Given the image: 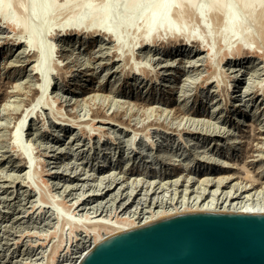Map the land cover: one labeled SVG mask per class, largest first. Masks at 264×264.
<instances>
[{
	"label": "rangeland",
	"instance_id": "obj_1",
	"mask_svg": "<svg viewBox=\"0 0 264 264\" xmlns=\"http://www.w3.org/2000/svg\"><path fill=\"white\" fill-rule=\"evenodd\" d=\"M14 1L15 3L13 14L23 16L22 8L29 6L30 0ZM62 1L63 0H57L58 3H61ZM62 14L58 15L54 19L52 25L53 27L50 30L51 33L49 37L46 38V42L48 40L49 44L53 46L52 57L54 60H52L53 65L50 66H57L55 69L52 68L51 70L53 71L52 73H50L52 74V77L51 75H49L50 85L46 93L49 98H47V96L45 97V99L47 100L46 104V100H44L45 102H41V104L43 103V106L40 103L34 106V111L32 112V115L34 114L32 116L33 118H27L22 130L23 133L20 134L23 146H28L27 148L30 149V158L32 157L31 161L33 162L31 163L32 166L30 167L31 171H29V165H27L25 160H23V156L19 154L20 150L16 147L17 144L14 143L13 139L11 140L13 136H11V134H13L12 130L15 126V123L17 122V117L20 114H23L22 116H25V113H27L28 111L27 109H30V106L32 107L35 102L34 99L36 97V93L34 91L36 88H38L37 86L39 85V81L36 75H34L32 69L37 64L35 62L36 56L33 50L29 51L30 49L23 47L22 42L25 41L24 34L21 35L22 33L20 34L19 30H13L0 22V26L2 25L0 27V264H56V262H48L51 259L50 256H52L53 258V256L55 255H60L59 260L65 259L63 255L66 250L68 248L72 249L73 245H75L76 238H74V236H80L76 233L73 234V232V235H71V232L69 231L70 229H68L67 225L63 224L64 222H57V220L54 219L51 206L56 205L55 202H58V204L61 203V209L65 207V211L63 210V212H66L70 205L74 203L72 201H76L75 199H77L78 201L81 200L79 201L80 203H87V205H80V208L86 207L85 211L88 210V212H91L96 211L97 207L99 206L96 214H100V216L97 218H105L111 214L110 216H113V218H111L114 220V216H117L118 218L121 217V215L123 216V214L124 217L130 216V212L138 213L139 211H146L148 209L147 207H168V204H171L175 201L174 198H178L177 200H180L181 198L176 196H181V193L179 192L183 189L181 187H178L177 189L172 186L167 188L162 187L161 189L163 190H161L160 188H157L160 185H157L156 182L153 186H151L152 189L147 188L148 191L150 190V192L147 194V189L144 187L148 186V184L146 185V183L141 189L140 186H132L130 182H128L127 186H125L126 184L124 185V183H122L120 185L118 184L119 186L112 184L111 187H106L107 184H105V182L107 180H105V182H102L101 184H99L98 182H94L98 178V176L101 177L102 174H96L95 172L93 173V171L91 170L102 167L107 168L116 166L117 168H119L120 166L122 167L126 165L125 168H129L133 172L137 171L136 176H130V181H134V178L136 177H142L140 179L141 181L145 180L147 177L148 180H146L149 181L150 177L148 175L153 174L152 171L156 172L158 170L163 171L166 169H172V166H167L165 164V161H160V158L154 159V157L157 156V151L155 152V149L150 150L151 145L148 144L150 139L152 140V138L153 141L157 140V142H154V145L157 144L156 146L158 147V149H161L160 147H163L164 149L162 150L167 149L168 151L171 147L172 149H174L175 147H180V144H178L180 142L179 136H184V134L186 133L197 134L200 138H218L222 135H225V133L228 134L229 130L231 132H238L235 134L243 137V140L245 142L241 147H239L241 149H238V152L236 151L234 153L235 158H232L234 167L236 165V169H239V171L235 175L243 177L245 176L246 171H248L250 175H255L256 170L258 169L257 167L261 165H263L264 167V164H262L261 161H257L259 158L255 159V157H250V155L253 154L252 152L254 148L260 146L263 142L261 138H264V88L262 87L264 86V35L260 36V34H264V23L263 25H249L250 29L254 32L253 35H256L254 39L251 40L253 44L250 42V44H252L251 49L254 54H249L250 56L247 55L248 59L246 57L245 60H241L244 55L243 57H238V55L232 53L233 55L231 54L226 57L223 56L225 51V49H223L224 44L222 39L218 35L220 20L218 18L212 19L209 26L211 34L215 36V40L211 42L206 39L208 40V42L204 40L205 42L203 45L206 46V48H209L210 44L214 46L213 49L215 53L214 57L212 58L214 62L211 63L212 60L208 59L207 53L206 51H203V48L200 50V46L198 47L196 43L192 42L186 47V50L188 49V47H190L189 49L192 50V53L194 54L196 52L197 56L189 58L188 60H182L184 62V64H182L183 62L181 61V59L180 61H167L164 57L165 53H167V51L169 50L168 48L170 47L167 46L169 45L167 40L168 37L163 34H161V36L158 35L156 39H154V41L149 44V46L138 49L141 44L140 36L133 35L134 33H129V42L124 47L121 46V48H117V46L119 45L116 42H110V40H108L106 36H103L99 32H95L93 33L94 35H91L92 32L90 33V31L87 32L84 30L76 34V32L74 33V30H71L72 28H65L61 31V29L56 25L60 21L65 19V17H68V15H70L68 12ZM66 14L68 15L66 16ZM184 22L189 27L194 28L196 30V33L201 34V37L205 36L204 27L196 18V16L194 17V15L186 13L184 14ZM256 27L258 29H256ZM253 29H255V31ZM256 32H258L259 38ZM128 39L126 37L127 41ZM254 40H256V43H254ZM81 42L85 44L82 45ZM96 43H98V45ZM136 43H138V45H136L135 47ZM234 44L236 46L238 43H232L233 46L231 47H234L235 49L236 47L234 46ZM130 46H132L133 49ZM206 48L204 47V50ZM122 52L123 54H121ZM219 52L221 55L219 54ZM126 53H128L129 55ZM126 57H128V60L125 62ZM221 59H224L223 62L219 61ZM190 60H192L193 62H190ZM169 62L174 63L172 65ZM136 63L139 65H136ZM210 63L211 66H209ZM239 63L243 66L238 67L237 65ZM136 67L140 68L142 71H138L139 69ZM131 68H133V71ZM134 70L136 73H134ZM223 71L225 72L223 73ZM84 72L86 74H84ZM70 73L71 75H69ZM221 74H224V76H221ZM165 79H168L169 82L167 83L166 81H164ZM208 79L210 81H208ZM83 84L91 88L90 93L83 92L84 89L81 88ZM252 84H254V86ZM92 88L95 90L92 91ZM109 90H112L111 93H109ZM236 93L237 95L235 97H232V95ZM96 94L100 95L98 96V98L100 97V100H97L96 98V100L91 101L93 100L92 95ZM108 96V99L105 98ZM87 97L92 99H88ZM149 97L150 99H148L149 101H147L146 99ZM50 100L51 103L49 102ZM75 100L77 101L75 102ZM102 102L104 103L102 104V106H100ZM106 104H110L111 108L104 106ZM44 105H46L47 107H44ZM118 105H121L123 108L121 106L119 107ZM35 107L37 108L35 109ZM49 107L53 108L49 109ZM103 107H105L106 109H104ZM115 107L117 109L119 107L116 116L112 114L113 111L117 110ZM125 107H128V112L126 113H124L123 111L125 110ZM15 108H17V110H15ZM183 108L185 109L182 110ZM46 109H48L49 111ZM149 109L153 113L149 111ZM194 110H198V112H194ZM102 111L104 112L102 113ZM122 112L125 115H122ZM100 113L103 115L101 116ZM148 113L154 116L152 117ZM61 114H63L64 116L62 117ZM96 115L99 117L97 118ZM182 115L184 117H182ZM155 117L157 118V121ZM234 118L242 120L243 123L246 124V126H239L238 128L236 122H233ZM71 119L73 122L71 121ZM152 119L154 121H152ZM193 120L196 122L194 123V126L192 122ZM57 121L60 123H57ZM151 122H155L156 126H151L149 124ZM205 122L206 124H204ZM87 124L90 125V128H88ZM85 125L87 126V128H85ZM91 126L94 128L92 129ZM144 127L145 129H143ZM181 127L184 128L181 129ZM96 128H98V130ZM166 128L169 129L166 130ZM86 129H90V131H88L87 133ZM208 129L215 130L211 131ZM207 131L211 132L212 135H209L211 133H207ZM134 132L136 135L134 134ZM168 133L171 134L167 135ZM143 134H146L145 136H151L149 140H146L148 141V143L146 142L147 144L145 143V145L143 144V142H141L144 136ZM134 135L136 137V140L133 142L132 140L128 141V139H132L131 137H134ZM120 136L122 139L118 138ZM166 136L171 137L172 139H174V141L170 140L171 142L165 141L161 143V140L158 137ZM113 137H116L118 139L113 140ZM139 137H141V140H138ZM126 140L128 143L126 142ZM172 142L175 144H173ZM14 144L16 145L13 146ZM204 144L206 145V142ZM211 145L208 148H210ZM52 146L53 148H51ZM126 152H131V154H129L127 157V155L125 154ZM171 152L173 153L174 151L172 150ZM209 152L210 151H208V153ZM122 153L125 154L123 155V157L122 155H120ZM183 155H185L187 158H193L192 152L190 153L189 151H186V154ZM195 158L196 160L192 161L191 167L189 169L186 168L187 170H184V173L182 172L183 177L189 175L187 172H192L193 170L197 171V167L200 162L198 161L199 159H197V157ZM146 159L147 161L149 160L148 163L146 162ZM151 161H153V163ZM203 166L204 167L201 166L200 168L202 169L206 167V165ZM211 167L216 168L212 165ZM104 175L106 176L110 174ZM25 177L30 179L28 180ZM137 179L139 178H136V180ZM25 181L26 183H24ZM30 181L31 183H29ZM43 183H45L46 185ZM71 184L73 186H71ZM92 185L94 186L92 187ZM95 185L97 188L100 187L99 189H101L102 187L103 188L99 190L95 188ZM121 186L122 188H119ZM31 188H33V190H31ZM128 188L132 190L130 191ZM195 188L196 187L188 188L186 198L188 197V194H190V196L194 194L193 190H196ZM164 189L166 190L165 192H163ZM96 190H98V193L96 192ZM90 191H93V194H91ZM142 191L143 194H141ZM129 192L133 193L130 194ZM158 192L161 194H159ZM110 193H116V195L111 196ZM82 194H84V196ZM98 194H100V197L95 196ZM127 195L128 197L130 195V198H128ZM139 197L143 198L140 199ZM125 198H128V200ZM136 198H138V200H136ZM45 199V202L47 203L44 202ZM70 201L72 203H70ZM125 201L128 203H126ZM159 201H161L160 204ZM166 201L172 202L167 203ZM99 202L102 203L100 204ZM134 202H138L139 204L135 203V205L133 204ZM120 203L121 209L118 207V210L117 206ZM150 204L152 206H150ZM39 207H41V211ZM135 209L138 211H135ZM134 213H132V215H134ZM78 214H81V212H78ZM102 215L104 216L102 217ZM61 227H64V230L61 231ZM57 228H59L58 231H61L57 234L58 236L60 235L59 238H51L52 235H50V233ZM35 231H37L39 234ZM41 232H43L44 234H41ZM58 239L61 243L57 241ZM52 244H54L55 246L56 244L58 245V254L57 252L55 254L54 251V255H50L53 254V249L57 248ZM48 257L49 259H47Z\"/></svg>",
	"mask_w": 264,
	"mask_h": 264
},
{
	"label": "bare ground",
	"instance_id": "obj_2",
	"mask_svg": "<svg viewBox=\"0 0 264 264\" xmlns=\"http://www.w3.org/2000/svg\"><path fill=\"white\" fill-rule=\"evenodd\" d=\"M14 3H15L14 0H0V22H2L3 24H5V26H7V27H9V28H11L13 30H15V29L19 30L20 34L22 33L21 35L24 34L25 41L22 42V45H23L24 48L26 47L27 49H30L29 51L33 50V52H34V54L36 56L35 57V62L37 64H36V66L33 67L32 71L34 72V75H36V77H37V79L39 81V85L37 86L38 88H36V89L34 88L35 89L34 92L36 93V97L34 99V101H35L34 104L35 103L36 104L35 105L33 104L32 107L30 106V109H27L28 110L27 113H25V110H24L25 116H22L23 114L22 115L20 114L17 117V122L15 121L16 122L15 126L13 125L14 126L13 130H12L13 134H11V136L13 135L11 140L13 139L14 143L17 144V145L14 144L13 146L16 145V147L20 150L19 154H21L23 156V160H25L26 164L29 165V167H28L29 171H31L30 167L32 166L31 163H33L31 161L32 157L30 158V152H29L30 149L27 148L28 146H23V142L21 141L22 139H21V135L20 134L23 133L22 130H23V127H24V124H25V121L27 120V118H29V117L31 119L33 118L32 116L34 114L32 115V112L34 111V106H36L39 103L41 104L42 101L45 102L44 100H46L45 97L47 96L46 93H47V90H48L49 85H50L49 84V80H50L49 75H51V77H52V74H50V73H52L53 71H51V70H52V68L55 69L57 67V66H55V67L50 66V65H53L52 60H54L53 57H52V55H53V48L52 47L53 46L51 44H49L48 40L46 42V38L49 37V35L51 33L50 30L53 27L52 26L53 25V21L58 15H61L62 13H65V12H68L70 14V15L66 14V16L68 15V17H65V19H63L62 21H60L56 25L57 27H59L61 29V31L64 30L65 28H70V29L72 28L71 30L72 31L74 30V33L76 32V34L82 32L84 30L87 31V32L90 31V33L92 32L91 35H94L93 33H95V32L96 33L99 32L103 36H106L108 38V40H110V42L111 41L112 42H116L119 45V46H117V48H121V46L124 47L129 42V39H128L129 36H130V35L128 36L129 33H132V34L134 33L133 35L140 36V38H141V42L140 43L141 44L139 43L140 46H139V48L137 47L138 49H140L142 47L145 48V47L149 46V44L152 43L154 41V39H156V37L158 35L161 36V34H163V35L168 37L167 40H168V44L169 45H167V46L170 47V48H168L169 50L167 49L168 51L165 50V51H167V53H165L164 57L166 58L167 61L168 60H172V61L173 60H179L180 61V59H181V61L182 60L184 61V59L188 60L189 58H193V57L197 56L196 52L194 54L192 53V50L189 49L190 47H188V49L186 50V47L192 42L196 43L198 47L200 46V50L203 48V51H206V53H207L208 59L212 60V58L214 57V53H215L214 49H213L214 46L210 44V47L206 48V46H204L203 44H204L205 41L208 42V40H209V41L212 42V41L215 40L214 39L215 36H213L211 34V32H210V26L209 25L211 24L210 23L211 20L212 19H216V18H218L220 20V27H219V30H218L219 31L218 35L222 39L223 44H224L223 45V49H225V51H224V55L223 56L226 57V56L231 55L232 53H235L236 55H238V57H241V56L243 57V55H244V57L242 59L241 58L240 59L241 60H245L247 55L254 54L252 52V49H251V45L253 44V42L251 40L254 39V37L256 35H253L254 32L250 29V26H251L250 24H252V26H255V25H258V24L259 25L260 24L263 25V23H264V0H98V1H96V0H63L61 3H58L57 0H30L29 6L22 8L23 9V11H22L23 16H18V15L13 14V12H14ZM186 13H190V14L194 15V17L196 16V18L199 20V22L203 25L204 30H205V33H204L205 36L204 37H201V34L196 33V30L194 28L189 27L184 22V14H186ZM51 21H52V23H51ZM260 27H262V26H260ZM256 29H258V28L256 27ZM261 29H263V28H261ZM253 30L255 31V29H253ZM256 34H258V32H256ZM262 35H264V34H260V36H262ZM126 37H127L128 41L126 40ZM159 38H161V37H159ZM258 38H259V34H258ZM206 39H208V40H206ZM13 40H15V39H13ZM256 40H254V43H256ZM16 41H17V39H16ZM132 41H134V40H132ZM164 41H165V39H164ZM233 42H237L238 43L236 46H235L236 43L234 44V46L236 47L235 49H234V47H231V46H233L232 45ZM250 42L252 44H250ZM83 44H85V43H82V45ZM96 44L98 45V43H96ZM136 45H138V43L135 44V47H136ZM130 47H132V46H130ZM204 47L206 48L205 50H204ZM132 49H133V47H132ZM123 52L121 54H123ZM128 52H130V51H128ZM126 54H128V53H126ZM219 54H220V52H219ZM176 58H179V59H176ZM122 59H124V58H122ZM247 59H248V57H247ZM251 59H252V56H251ZM127 60H128V57H126L125 62ZM223 60L221 59L219 61L223 62ZM191 61L192 60H190V62ZM213 62H214V60H212L211 63H213ZM99 63H101V62H99ZM173 63L174 62H171L170 64L173 65ZM211 63H210L209 66H211ZM8 64H10V63H8ZM182 64H184V62ZM136 65H139V64L136 63ZM150 65H148V66H150ZM145 66H146V64H145ZM237 66L239 67V66H243V65H240V63H239ZM78 67H80V66H78ZM134 67H135V65H134ZM93 68H94V66H93ZM118 68H116V69H118ZM136 68H138V67H136ZM141 68H142V66H141ZM131 69L133 71V68H131ZM138 69H139L138 71L141 70L140 68H138ZM145 70H146V68H145ZM229 70H231V69H229ZM239 70H238V72H239ZM224 72L225 71H223V73ZM134 73H136L135 70H134ZM84 74H86V73L84 72ZM69 75H71V73ZM208 75H210V74H208ZM212 75H211V77H212ZM221 76H224V74L223 75L221 74ZM25 78H26V76H25ZM164 81H166L167 83L169 82L168 79H165ZM208 81H210V80L208 79ZM217 85H215V86H217ZM252 85L254 86V84H252ZM262 87L264 88V86H262ZM14 88H15V86H14ZM81 88L84 89L83 92H86V93H90L91 92L90 91L91 88L87 87L85 84H83ZM263 88H261V89H263ZM93 90H95V89L92 88V91ZM111 91L109 90V93H111ZM244 91H245V89H244ZM96 95H92L93 100H91V101L96 100V98H97V100L100 98V97L98 98V96H100V95H97V96ZM236 95H237V93L232 95V97H235ZM232 97H230V98H232ZM47 98H49V97L47 96ZM92 98H88V99H92ZM105 98L108 99L109 96L105 97ZM148 99H150V97L147 98L146 100L149 101ZM56 100H57V98H56ZM113 100H115V99H113ZM146 100H144V101H146ZM76 101L77 100H75V102ZM49 102L51 103V100ZM46 103H47V100H46L45 104ZM84 103H86V102H84ZM103 103L104 102H102L100 106H102ZM112 104H114V103H112ZM124 104H125V102H124ZM104 106H107L109 108L111 105L110 104H106ZM44 107H47V106L44 105ZM119 107H118V109L116 108L117 110L112 112L113 115H115V116L117 115ZM149 107H150V105H149ZM19 108H20V106H19ZM36 108L37 107H35V109ZM52 108L53 107H51V108L49 107V109H52ZM103 108L106 109L105 107H103ZM57 109H59V108H57ZM184 109L185 108H183L182 110H184ZM15 110H17V108H15ZM46 110H48V109H46ZM136 110H138V109H136ZM143 110H145V109H143ZM39 111H40V108H39ZM123 111H124V113L128 112V107L127 108L125 107V110H123ZM149 111H151V110L149 109ZM50 112H53V111H50ZM103 112L104 111H102V113ZM136 112H138V111H136ZM194 112H198V110H194ZM124 113L122 115H125ZM177 113H178V111H177ZM148 114L150 115V113H148ZM102 115L103 114H101V116ZM183 115H182V117H184ZM61 116L63 117L64 115L61 114ZM96 116H94V117H96ZM150 116H152V115H150ZM91 117H93V116H91ZM98 117L99 116H97V118ZM103 117H105V116H103ZM99 119H101V118H99ZM193 119H195V118H193ZM176 120H177V118H176ZM71 121H72V119H71ZM141 121H142V119H141ZM152 121H154V120L152 119ZM156 121H157V118H156ZM181 121H182V119H181ZM92 122H94V121H92ZM192 122H193V126H194V123H196V122L194 120ZM233 122H236V124L238 125V128H239V126H246V124L243 123L242 120H238L236 118L233 119ZM57 123H60V122L57 121ZM89 124H92V123H89ZM136 124H138V123H136ZM149 124L151 126H154V125L156 126L155 122L154 123L151 122ZM204 124H206V122ZM89 126L90 125H88V128H90ZM157 126H158V124H157ZM177 126H178V124H177ZM83 127H84V125H83ZM186 127H188V126H186ZM210 127H211V125H210ZM77 128H79V127H77ZM85 128H87V126ZM91 128L93 129L94 127L91 126ZM182 128H184V127H181V129ZM212 128H214V127H212ZM96 129L98 130V128H96ZM143 129H145V127ZM168 129L169 128H166V130H168ZM187 129H189V128H187ZM215 129H217V128H215ZM215 129H212V130H215ZM86 130H87V133H88V131H90V129H86ZM189 130H192V129H189ZM204 130H205V128H204ZM208 130H211V129H208ZM134 131H136V130H134ZM192 131H194V130H192ZM95 133H97V132H95ZM207 133H211V132L207 131ZM235 133H238V132H234V131L231 132L229 130L228 134L225 133V135H222V136L219 135L220 137H218V138H215V137H206V138L202 137V138H200V137H198L197 134H189V133L184 134V136L183 135L182 136L178 135L179 139H180V142L178 144H180V147H175L174 149H172V147H171L170 150H168V151H167V149L166 150H162V149H164L163 147H160L161 149H158V147L156 146L157 144L154 145V142H157V140L153 141V138H152V140L150 139L151 136H145L146 134L145 135L143 134L144 136H143V139H142L141 142H143V144L145 145L146 142L148 143V141H146V140L150 139V141L148 143V144L151 145L150 150H154L155 149V152L157 151V156H155L154 159L155 158L156 159L160 158V161H165L166 162L165 164L167 166H172V169H166V170H163V171L162 170H158L156 172L152 171V173H153V174H151L152 176L148 175L150 177L149 181H147L148 180L147 177H146L147 180L145 179V180L141 181L140 179L142 177H136V178H139V179L136 180V178H134V176L137 175V171L133 172L129 168H125L126 165H124V164H123L124 166H122V167L120 166L119 168H117L115 166V167H107V168L102 167V168L92 169L91 171H93V173L95 172L96 174H102L101 177L98 176V178H97L98 180L96 179L97 181L95 180L94 182L95 183L98 182L99 184H101L102 182H105V180H107L105 182V184H107L106 187H111L112 184H115V185L119 184L120 185L122 183H124V185L126 184L125 186H127L128 182H130L132 186H135V187H139L140 186L141 189L144 186V184L146 183V185L148 184V186H144V187L147 189V188H151V186H153L157 182V185H160L157 188H160V189L162 187H166L167 188V187H171V186L175 187L176 189L178 187L183 188L181 191H179L181 193V196L180 195L176 196V197H180L181 199L177 200L178 198H174V200H175L174 202L169 201V202H172V203L168 204L169 205L168 207H166V206L165 207L164 206H157L158 208H156V207H153V208L147 207L148 209L146 211H142V212L139 211L138 213L132 212V213H134V215H132V213L130 212L131 209H132L131 208L130 211H129L130 212V216H125L124 217V214H123V216L121 215V217H119V218L117 216H114V218H115L114 220L112 219L113 216H110L111 214L109 215L110 217L107 216L105 218H97V217L100 216V214H96V211L98 210L99 206L97 207V210L93 209V210H96V211H91V212H88V210L85 211L86 207L85 208L84 207L80 208L79 207L80 205H87V203L86 204H83V202L80 203L79 201H81V200L78 201L77 199H75L76 201H72L74 203H72L70 201V203H72V205H70L69 208L67 207L68 210H66V212H63V210L65 211V209H64L65 207H63V209H61V207H62V206L60 207L61 203L58 204V202H55L56 205L51 206V208H52L51 210H52V214L54 215V219H56L57 222H59V221L64 222L63 224L67 225L68 229H70L69 231L71 233L70 232L69 233L71 235L76 233L80 237H78V236L75 237L74 236V238H76V239H75V245H73L72 249H69L68 247H66L68 249L66 250V252L63 255L65 259L59 260L60 255H57V256L55 255L56 258H55V256H53V258H52V256H50L51 259L48 262L49 263L56 262V264H78V262L81 260V258L95 244H97L98 242L102 241L103 239H105V238H107V237H109V236H111V235H113V234H115L117 232L125 231V230L140 226V225L145 224V223H149V222L157 220V219H161V218H164V217H167V216H173V215L180 214V213L193 212V211H221V212H255V213H264V167H263V165L257 167L258 169L256 170V174L255 175H250V173L248 171L245 172L246 174L243 177L235 175L239 171V169H236L237 168L236 165L234 167V163H232V161H233L232 158H235V154L234 153L236 151L238 152V149H241L239 147H241L243 145V143L245 142L243 140V137H240L239 135H237ZM134 134H135V132H134ZM170 134L171 133H168L167 135H170ZM135 135H134V137L133 136L131 137L132 139H128V141L129 140L130 141L132 140V142L135 141L136 140ZM209 135H212V133L209 134ZM96 136H98V135H96ZM108 136H111V135H108ZM116 137H113V140L118 139V138L122 139L121 136L118 137V138H116ZM158 138L161 140V143L165 142V141L171 142L170 140L174 141V139H172L171 137H168V136H166V137H158ZM138 140H141V137H139ZM261 140L263 142L261 143L260 146H257V147L255 146L256 148H254V150L252 152L253 154H251L250 157H255V159L259 158L257 161L258 162L261 161L262 164H264V138L262 137ZM110 141H112V140H110ZM126 142H127V140H126ZM205 142H206V145L204 144ZM173 144H175V143H173ZM210 145H211V147L208 148ZM223 146H224V148H223ZM51 148H53V146ZM172 150L174 151L173 153L171 152ZM207 150L210 151L209 152L210 154L208 153ZM141 151H143V150H141ZM186 151H189L190 153L192 152L193 158L192 157L187 158L185 155H183V154H186ZM148 153H150V152H148ZM125 154L128 157V155L131 154V152H128V153L126 152ZM125 154L122 153L120 155H122V157H123V155H125ZM194 156L197 157V159H199L198 161L200 162V164L197 167V171L193 170L192 172H187L189 174V175L186 176L187 178L183 177L182 172L184 170L189 169L191 167V165H192V161L196 160V158ZM144 158H146V157H144ZM150 158H151V156H150ZM38 161H40V160H38ZM146 162L148 163L149 160L147 161V159H146ZM151 162L153 163V161H151ZM178 162H181V163H178ZM126 164H127V162H126ZM203 165H206V167L201 169L200 167L201 166L204 167ZM211 165L216 167V168H212ZM60 166H62V165H60ZM52 170H54V169H52ZM66 170H64V171H66ZM129 170H130V172H129ZM201 170H205V171H201ZM33 171H35V170H33ZM33 174H31V175H33ZM104 174H110V175H106L105 176ZM84 175H86V174H84ZM132 175H134L133 176L134 181L132 180L134 183L129 180L130 176H132ZM142 175H144V174H142ZM197 175H198V177H197ZM8 176H11V175H8ZM27 176H29V175H27ZM195 177H197V178H195ZM4 178H6V177H4ZM26 179H28V178H26ZM17 180H18V178H17ZM127 180H129V181H127ZM135 180H136V182H135ZM156 180H158V181H156ZM18 183H19V181H18ZM24 183H26V181ZM29 183H31V181ZM43 184H45V183H43ZM76 185H77V183H76ZM71 186H73V185L71 184ZM93 186L94 185H92V187ZM98 186H101V185H98ZM191 187H193V188L196 187L195 188L196 190H193L194 191L193 195L190 196V194H188V197L186 198V193L188 191V188H191ZM95 188H97L96 185H95ZM99 188H97V189H99ZM114 188H115V186H114ZM119 188H122V186L119 187ZM77 189H79V188H77ZM101 189H99V190H101ZM126 189H127V187H126ZM128 189L130 190V188H128ZM136 189H138V188H136ZM31 190H33V188H31ZM64 190H66V189H64ZM92 190H94V189H92ZM161 190H163V189H161ZM97 191L98 190H96V192ZM116 191H118V190H116ZM136 191H138V190H136ZM143 191L141 192V194H143ZM146 191H147V194L150 192V190L148 191V189ZM165 191L166 190L164 189L163 192H165ZM92 192H91V194H93ZM118 192H120V191H118ZM151 192H152V190H151ZM179 192H178V194H179ZM182 192H184V193H182ZM101 193H102V191H101ZM129 193L131 194L133 192H129ZM155 193H153V194H155ZM84 194H82V195L84 196ZM110 194H111V196L112 195H116V193H114V194L110 193ZM127 194H128V192H127ZM159 194H161V193H159ZM149 195H148V197H149ZM95 196H99L100 197V194L95 195ZM124 196H126V195H124ZM131 196H133V195H131ZM9 197H11V196H9ZM82 197H80V198H82ZM117 197H119V196H117ZM127 197H128V195H127ZM151 197H152V195H151ZM164 197H165V194H164ZM128 198H130V195H129ZM128 198H125V199L128 200ZM141 198H143V197H141ZM57 199H59V198H57ZM121 199H123V198H121ZM136 200H138V198H136ZM45 201H46V199L44 200V202ZM160 202L161 201H159V204H160ZM169 202H167V203H169ZM45 203H47V202H45ZM126 203H128V202H126ZM135 203H138V202H134L133 204H135ZM31 204H30V206H31ZM36 204H39V203H36ZM50 204H52V203H50ZM47 205H49V204H47ZM97 205H99V204H97ZM64 206H65V204H64ZM112 206H113V204H112ZM122 206H124V205H122ZM150 206H152V205L150 204ZM118 207L119 208L121 207V203L118 204L117 208ZM39 208H40V211H41V207H39ZM119 208H118V210H119ZM135 208H137V207H135ZM24 210H26V209H24ZM36 210H37V208H36ZM135 211H138V210L135 209ZM78 212H81V214H78ZM114 213H115V211H114ZM116 214H114V215H116ZM103 216L104 215H102V217ZM17 217H18V215H17ZM51 227H53V226H51ZM58 229L59 228L54 229L53 232L50 233V235H52L51 238H53V237L59 238L60 235L58 236L57 234L59 232H61L62 230H64V227L60 228L61 231H58ZM51 231H52V229H51ZM35 232H37V231H35ZM47 232H49V231H47ZM72 232H73V234H72ZM42 233L43 232H41V234ZM57 241L59 242V239ZM52 242H54V241H52ZM58 242H56V243H58ZM59 243H61V242H59ZM52 245L55 246L54 244H52ZM3 246H5V245H3ZM57 246L58 245L56 244L55 247H57ZM60 248H61V244H60ZM58 249H59L58 247L56 249H53V251H52L53 254H50V255H54V251H55V254H56V252L58 254ZM47 259H49V257Z\"/></svg>",
	"mask_w": 264,
	"mask_h": 264
},
{
	"label": "water",
	"instance_id": "obj_3",
	"mask_svg": "<svg viewBox=\"0 0 264 264\" xmlns=\"http://www.w3.org/2000/svg\"><path fill=\"white\" fill-rule=\"evenodd\" d=\"M78 264H264V213L167 216L103 239Z\"/></svg>",
	"mask_w": 264,
	"mask_h": 264
}]
</instances>
